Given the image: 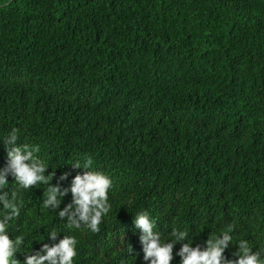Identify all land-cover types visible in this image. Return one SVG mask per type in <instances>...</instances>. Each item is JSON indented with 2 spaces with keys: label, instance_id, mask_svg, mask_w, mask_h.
I'll return each mask as SVG.
<instances>
[{
  "label": "trees",
  "instance_id": "1",
  "mask_svg": "<svg viewBox=\"0 0 264 264\" xmlns=\"http://www.w3.org/2000/svg\"><path fill=\"white\" fill-rule=\"evenodd\" d=\"M12 129L52 185L85 156L112 180L99 233L43 208L47 185L23 190L20 264L53 229L79 241L74 264H145L141 211L162 242L233 225L226 259L240 240L264 259V0H0V169Z\"/></svg>",
  "mask_w": 264,
  "mask_h": 264
},
{
  "label": "clouds",
  "instance_id": "2",
  "mask_svg": "<svg viewBox=\"0 0 264 264\" xmlns=\"http://www.w3.org/2000/svg\"><path fill=\"white\" fill-rule=\"evenodd\" d=\"M6 145L7 162L0 169V206L3 214L0 215V264H20L16 253L24 244V237L12 239L8 233L9 223L18 218L23 203L21 192L37 185H47L44 189L43 208L57 211L62 220H66L69 230L86 229L92 233H99L103 218L108 215L111 205L108 200V191L112 187V180L102 172L90 171L93 160L90 156L84 157L83 165L76 162L74 169L83 168L85 171L77 173L71 180L68 188H61L59 182L52 185L48 176L47 166L35 153L40 151L39 145L18 144V129H12L4 139ZM55 173H52V179ZM69 173H63L59 181L68 179ZM9 176L16 184V190H5L9 184ZM52 181V180H51ZM71 193V202L61 209V199ZM140 230L139 240L142 245L145 264H172L173 249L177 243L181 246L176 255L180 257V264H264L262 253L253 251L248 241L240 240L238 250L233 253L234 260L226 259L224 253L231 243L234 226L229 225L227 230L219 236H213L205 241V247H195L186 242L187 232L173 229L171 239L162 242L160 234L154 232V223L146 212H138L133 220ZM55 229L48 233L49 240L54 243H42L39 250L24 251L23 264H74L77 257L75 236H63L58 239ZM58 240V242H57ZM130 247L129 253L131 254Z\"/></svg>",
  "mask_w": 264,
  "mask_h": 264
}]
</instances>
